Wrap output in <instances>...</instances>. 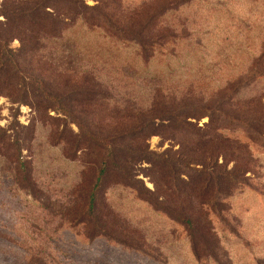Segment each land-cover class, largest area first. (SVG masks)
Here are the masks:
<instances>
[{
  "label": "rangeland",
  "instance_id": "1",
  "mask_svg": "<svg viewBox=\"0 0 264 264\" xmlns=\"http://www.w3.org/2000/svg\"><path fill=\"white\" fill-rule=\"evenodd\" d=\"M78 1L60 5V26L0 25L4 68L20 69L0 76V264H264V0ZM142 122L154 133L130 146L159 170L105 177L97 226L96 144H129ZM165 163L193 187L169 204L197 240L162 210ZM222 170L236 186L205 213L199 187Z\"/></svg>",
  "mask_w": 264,
  "mask_h": 264
},
{
  "label": "trees",
  "instance_id": "2",
  "mask_svg": "<svg viewBox=\"0 0 264 264\" xmlns=\"http://www.w3.org/2000/svg\"><path fill=\"white\" fill-rule=\"evenodd\" d=\"M9 2V0H8ZM64 2H69L70 6H74L75 9H77L78 6V0H30V2H27V7L22 8L19 5L16 6V8H12L10 10L9 7H7V0H4L3 10L0 12V17L3 16L5 21L0 22V25L2 26H19L20 23L27 24V26H30L31 28L33 26H60V5H62ZM50 8L53 10V13H50L47 11V9ZM0 41H3V38L0 37ZM34 47V46H33ZM29 47H25V55H29L31 52H33L35 49ZM1 49V48H0ZM23 55V54H22ZM5 57V55L0 51V76L4 74L6 79L13 80L18 79V74L20 72L19 66L12 65L7 66L4 68V64L2 62V59ZM86 95H89L87 93ZM183 114V112H181ZM173 116H170V119H173ZM158 119V118H157ZM142 126L140 129H129L125 133V137L129 139V144L121 145L119 143V140L117 139H109V140H102V142H97V146H99L102 150L106 152L104 158L101 160L99 164H97V177H96V184L94 187V190L91 192L89 196V211L90 216L95 221V225L98 226L99 219L98 214H100L99 209V189L101 187V182L103 179L107 176H109L113 171H118L119 175L126 176L127 175V168L126 165L130 163L131 165L134 163H140L145 162L151 165V167L155 172L159 170V159L156 155L153 153H150L146 148H141L140 146L132 147L130 146V141L134 140L135 137L139 138L143 137L141 139V142H144L146 137L148 135H153L154 133V125L152 122H142ZM143 130V131H141ZM117 142V143H116ZM103 143V144H102ZM125 157V158H124ZM169 164L165 163L163 165V168H165V174H163L161 177H159L162 185H163V197H166V203L164 201L162 207H164L162 210L165 212V214L172 220L176 221L177 223L183 225L187 231L193 235L197 239L200 237V232L203 231V229L198 228V223L194 222L193 218L191 216H187L186 214V208L180 206V211H178L177 207L170 206V200L173 198L174 202L179 203L182 202L181 205L184 204L186 199L192 198V189L189 184L181 183L180 178L178 179L176 177V174L171 173ZM179 182V185L178 183ZM122 184H125V182L121 181ZM155 191H147L153 199L149 201L151 206L155 209L159 206L157 204L156 198H157V191L158 186L155 182ZM236 184L234 181V176L227 173V171L222 170L218 176H217V183H214L213 181L210 182H204L201 187H199L200 191L197 194V198L201 199L202 203L200 204L199 208L204 209L203 212H208L210 209L211 211L216 210L217 204H220L218 202L226 201L231 196L232 190L235 188ZM198 187V186H197ZM217 188V189H216ZM217 201H215V199ZM206 207V208H205ZM157 210V209H156ZM112 219L115 220L116 215L111 211L109 212ZM87 222H90L88 220ZM115 222L116 221H112ZM117 224V223H116ZM119 229V228H118ZM207 231H210V228H206ZM204 232V231H203ZM196 233V234H195ZM99 235L104 236L108 238V240L116 241V243H122L119 238L110 235V234H104V232L100 233ZM125 245V243H124ZM127 246V245H126ZM129 247V246H127Z\"/></svg>",
  "mask_w": 264,
  "mask_h": 264
}]
</instances>
